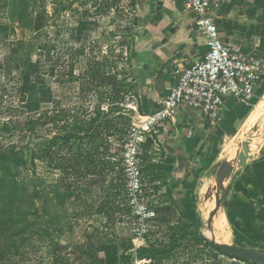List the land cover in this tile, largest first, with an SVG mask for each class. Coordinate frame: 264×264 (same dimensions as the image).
I'll return each mask as SVG.
<instances>
[{
    "label": "crops",
    "instance_id": "1",
    "mask_svg": "<svg viewBox=\"0 0 264 264\" xmlns=\"http://www.w3.org/2000/svg\"><path fill=\"white\" fill-rule=\"evenodd\" d=\"M62 1L61 7L72 6V2ZM79 1L78 13H73L77 21L72 25L76 28L72 34L77 36L73 37V45L77 48L85 34L107 30L112 16L130 19L126 27L127 55L134 70L136 87L131 109L137 119L160 109L176 84V71L198 61L206 51L205 38L184 11L183 0ZM66 9H62L61 17ZM212 15L225 44L264 63V0H228ZM251 113L230 98L213 119L183 107L173 119L159 125L155 134L143 139L141 167L145 184L156 199V224L172 225L175 210L190 224L200 226L198 213L207 204L215 169L227 162L222 150ZM122 142L120 139L115 144L121 146ZM228 180L229 194L246 199L254 209L250 216L258 217L257 210H264V159H247L240 167L236 165ZM229 198L223 200V205H229ZM236 207L241 209L239 204ZM255 222L261 223L257 224L264 232V212ZM219 257L223 264L224 257Z\"/></svg>",
    "mask_w": 264,
    "mask_h": 264
},
{
    "label": "rangeland",
    "instance_id": "2",
    "mask_svg": "<svg viewBox=\"0 0 264 264\" xmlns=\"http://www.w3.org/2000/svg\"><path fill=\"white\" fill-rule=\"evenodd\" d=\"M71 2L72 6L71 4H65L64 7H61L60 5L64 4L62 0H23L22 3L20 0L16 13L18 16L19 13H24L22 20L27 26L25 30H21L16 20H10L11 6L9 0H0V96L3 97V104L0 106V122L10 121L17 131L22 129L27 118L35 119L43 111L57 109L60 106L71 107L79 104L77 76L85 69L86 58L103 59L106 62L108 73H113L112 65H114L119 77L125 78V84L133 87L132 92L135 91L134 70L127 55L128 40L126 38L128 32L126 31L128 30L126 27L130 25L129 17L119 18L118 16H112L107 30H103L104 32L97 31L93 35L85 34V37L80 39L81 43L78 44L79 48H77V46L73 45V37L77 36L72 34V31L76 29L72 25L77 21V17L73 13H78L77 6L80 1L66 0L65 3ZM113 6L112 8H114ZM62 9L67 11L64 13V18L59 15L63 13ZM53 12H55L54 15ZM45 43L57 48L56 52L51 53V62H47L45 54L39 50ZM79 50H84L85 55H76L74 53V51ZM70 63L74 65V77L72 78L66 75ZM36 79L43 82V84L37 85L35 83ZM263 91L264 77L253 101L244 107L249 111H253L256 107L255 105L260 103ZM23 95H25V103H21ZM133 96L134 94L127 98L129 107L134 104ZM90 101L91 103L98 102L95 98H90ZM104 104L105 102H103ZM262 108L263 114L250 127L251 130L249 129V132L245 134L239 131L237 136L231 141L235 140L233 142L236 153L234 154V160L241 153L240 148L246 142L249 143V139L252 136L259 134L262 138L259 139L254 152L247 155V159L250 161L264 159V103ZM17 131L9 135V137L0 134L1 149L6 151L12 146H19V144L28 145L29 149L33 148L36 143L34 135H31L30 139L19 143ZM46 131H50V128H47ZM120 139L124 140L122 134H119V141ZM122 143L119 145H122ZM25 155H29L28 151ZM227 163L233 165V161H227ZM240 166L241 164H237V167ZM12 170L18 180L22 178L30 179L33 175V172H29L24 168ZM215 170L214 174L216 177L217 172L222 170L221 166ZM35 173L43 182L42 191L53 196L50 186L54 185L59 179V174L52 172L46 165L41 164L37 165ZM214 179L215 182L211 185L212 189L207 195V204L198 213L201 219L200 226H195L204 237H208L205 232L211 225H208L209 214L215 208L217 185L216 178ZM228 181L223 183L219 194L225 195L224 200L230 197L229 205H223V201L211 223L216 216L224 215L228 243L230 245H240L248 249L255 248L253 250L264 252L263 228L258 225L261 223L257 222V224L255 222L258 217L263 215L264 210H257L258 208L255 207L259 216L255 218L250 216L254 209L250 208V205L246 203V199L235 194H229L230 185ZM104 191V188L102 190L97 189L89 195L88 193H83L81 189L75 192L74 197L69 200L74 203L73 206L69 203L63 207H57L54 203L52 204L49 213L58 212L60 214L64 212L65 217L59 224V226H63V233L58 236L55 230V232H51V239L53 238V241L60 245L70 264H87L89 262L87 257L75 251V247L81 246L86 251L95 253L97 257L104 259L105 264H114L116 262L118 264V256L121 253L118 246L119 243H124L131 239L132 227L129 218L126 217L122 220L123 222L119 223L113 220L108 221L105 216L96 213L97 207L105 199ZM35 201L36 205L41 208V202ZM237 204L241 206V209L236 207ZM62 208L65 210L61 211ZM83 210H85L84 213ZM75 211L80 216L76 217L74 215ZM10 212L15 213V208H12ZM47 219L46 213L42 212V224L45 225ZM1 221L2 218L0 217ZM254 222L257 226L252 224ZM69 226L70 229L68 228ZM209 240L214 242L212 238ZM106 241H116L117 243L102 244ZM48 249L47 246H43L24 260L18 261L9 257L10 249L7 248L6 251L0 253V264H10L9 261H13L16 264H37L40 257L44 256V254L46 255ZM201 250L202 248H198L190 252L180 249L176 253L177 260L171 261V264H211V261L212 264H221L219 256L224 257L225 262L223 264H243L237 260L228 261L226 260L228 258L213 249H207L199 254ZM49 257L48 255L47 259ZM131 264H135L133 255Z\"/></svg>",
    "mask_w": 264,
    "mask_h": 264
},
{
    "label": "trees",
    "instance_id": "3",
    "mask_svg": "<svg viewBox=\"0 0 264 264\" xmlns=\"http://www.w3.org/2000/svg\"><path fill=\"white\" fill-rule=\"evenodd\" d=\"M19 1L9 0V16L10 20H16L21 30H25L27 26L22 20L24 13H19V16L16 13ZM56 49L48 43L39 48L45 54L47 62H51V53L56 52ZM74 53L83 55L84 50ZM85 61V69L77 76L79 104L43 111L35 119L27 118L19 131L10 121L0 122L2 135L9 137L17 131L19 143L30 139L31 135L36 139L32 149L23 144L12 146L6 151L0 148V253L9 248V257L12 259L22 261L41 247L47 246L49 249L46 255H42L37 264H70L60 245L51 239V232L56 230L58 236L63 233V226L59 224L65 214H50L49 211L53 203L57 207L68 203L73 206L74 203L69 200L81 189L83 193L90 195L97 189L104 188L105 199L97 207L96 213L105 216L108 221L120 223L126 217L132 221L120 166L122 148L115 141L119 140V134L123 136L129 130L132 119H137L127 105V98L135 95V91L132 92L133 87L125 84V78L119 77L114 65L113 73H108L103 59L86 58ZM73 67L70 63L66 73L68 77H74ZM35 83L43 84L37 79ZM90 98H95L98 102L91 103ZM25 101L23 95L21 103ZM1 104L2 96L0 106ZM47 128L50 131H46ZM27 151L29 155L26 156ZM38 164L46 165L60 176L54 185H48L53 196L42 191L43 182L35 173ZM14 167L33 172L32 178L18 180L12 173ZM35 200L41 202V208L36 205ZM12 208H15V213L10 212ZM64 210L62 208L61 211ZM42 212L46 213L48 219L51 218L47 219L45 225L41 221ZM78 214L77 211L74 212L76 217L80 216ZM173 215L172 225L164 226L159 233L151 235L147 239L148 246L136 251L137 260L171 264V261L177 260L176 253L180 249L192 252L198 248H202L199 254L213 249L220 255L233 259L217 250L182 214L174 210ZM108 243L117 242L106 241L102 244ZM118 246L121 250L118 264H131V240L119 243ZM75 251L88 258L87 264H105L104 259L86 251L82 246L75 247ZM48 255L50 257L47 259Z\"/></svg>",
    "mask_w": 264,
    "mask_h": 264
},
{
    "label": "built area",
    "instance_id": "4",
    "mask_svg": "<svg viewBox=\"0 0 264 264\" xmlns=\"http://www.w3.org/2000/svg\"><path fill=\"white\" fill-rule=\"evenodd\" d=\"M228 0H183V9L205 38L206 51L198 61L176 71V84L160 109L138 119L123 135L120 166L124 193L131 211V253L135 264H156L137 260L136 251L148 246L147 239L164 226L155 223L157 207L153 191L145 184L140 148L146 136L173 119L179 108L193 109L208 119L223 111L228 98L249 105L264 75L262 59L234 51L219 37L212 11ZM244 264V263H243Z\"/></svg>",
    "mask_w": 264,
    "mask_h": 264
},
{
    "label": "water",
    "instance_id": "5",
    "mask_svg": "<svg viewBox=\"0 0 264 264\" xmlns=\"http://www.w3.org/2000/svg\"><path fill=\"white\" fill-rule=\"evenodd\" d=\"M249 145L248 142L244 146ZM247 161V155L245 153H240L239 156L233 161V165H230L227 162L222 163L221 171L217 172L216 175V185L217 191L215 193V208L209 214L208 225L211 224L212 218L217 214L218 208L222 204L225 195H220L219 190L223 186V183L227 181L232 173L234 172V167L239 164H244ZM212 245L219 250L221 253L232 257L234 260L243 261L249 264H264V252H258L253 249H248L240 247L237 245L230 244H219L213 241H210Z\"/></svg>",
    "mask_w": 264,
    "mask_h": 264
},
{
    "label": "bare ground",
    "instance_id": "6",
    "mask_svg": "<svg viewBox=\"0 0 264 264\" xmlns=\"http://www.w3.org/2000/svg\"><path fill=\"white\" fill-rule=\"evenodd\" d=\"M263 103H264V91L262 93V98H261L260 103L255 105L256 107L252 111L250 117H248L249 119H248L247 123L245 125L243 124L244 126L241 127L240 132L242 134L249 132L248 130L250 129V127L261 117V115L263 114L262 113L263 112V108H262ZM262 118H261V120H262ZM260 138H262L260 134L252 136V138L249 139L250 140L249 145H247L246 147L243 146L242 148H240V152L245 153L246 155H249V153L254 152V150L256 149V145H258L257 143L259 142ZM233 142H229L224 146V148L222 150V157L224 155H226L223 158L224 160L231 161V162L234 161V154H236V153H235V148H234L235 144ZM236 149H237V147H236ZM204 211H206V210H204ZM205 233L208 236L206 238L207 239H211V238L214 239L215 243L229 244L228 243V234H227V230H226V220H225L224 215L216 216L213 219L210 227L207 229V232H205Z\"/></svg>",
    "mask_w": 264,
    "mask_h": 264
}]
</instances>
